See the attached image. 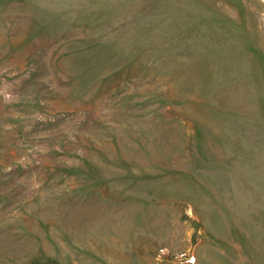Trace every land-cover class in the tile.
<instances>
[{
    "label": "rangeland",
    "instance_id": "1",
    "mask_svg": "<svg viewBox=\"0 0 264 264\" xmlns=\"http://www.w3.org/2000/svg\"><path fill=\"white\" fill-rule=\"evenodd\" d=\"M0 264H264V0H0Z\"/></svg>",
    "mask_w": 264,
    "mask_h": 264
},
{
    "label": "bare ground",
    "instance_id": "2",
    "mask_svg": "<svg viewBox=\"0 0 264 264\" xmlns=\"http://www.w3.org/2000/svg\"><path fill=\"white\" fill-rule=\"evenodd\" d=\"M217 256V255H216ZM222 261V260H221Z\"/></svg>",
    "mask_w": 264,
    "mask_h": 264
}]
</instances>
